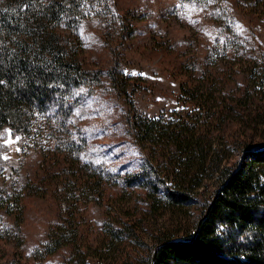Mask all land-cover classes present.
Here are the masks:
<instances>
[{
    "label": "trees",
    "instance_id": "1",
    "mask_svg": "<svg viewBox=\"0 0 264 264\" xmlns=\"http://www.w3.org/2000/svg\"><path fill=\"white\" fill-rule=\"evenodd\" d=\"M179 1L201 7L215 26L216 49L207 58L215 72H187L182 108L150 118L131 107L139 80L115 67L92 68L82 57L83 30H98L111 45L123 36L121 1L0 0V131L18 136L23 158L19 170L1 166L9 182L0 190V241L13 234L21 245L24 201L47 197L60 210L36 250L39 261L70 248L63 264L101 263L125 240L139 239L141 229L110 209L116 215L105 228V247L82 245L81 204L105 202L116 181L83 161L88 143L74 112L84 94L106 91L130 106L125 129L142 156L125 186L143 193L150 213L175 220L150 235L143 264H264V142L250 135L264 128V45L252 49L254 36L244 38L229 16L230 5L244 9L256 30L264 25V0ZM239 73L241 85L233 79ZM233 127L242 130L235 145ZM30 155L38 158L34 167L24 164ZM185 214L186 223L177 221Z\"/></svg>",
    "mask_w": 264,
    "mask_h": 264
},
{
    "label": "rangeland",
    "instance_id": "2",
    "mask_svg": "<svg viewBox=\"0 0 264 264\" xmlns=\"http://www.w3.org/2000/svg\"><path fill=\"white\" fill-rule=\"evenodd\" d=\"M119 1L124 4L121 15L126 29L122 32L123 36L115 39V44L111 45L105 43L98 30H83L82 57L92 68L108 70L115 67L124 77L140 81L138 86L133 87L136 92L131 107L136 113L153 118L181 109L179 88L189 78L186 73L190 72V78H195L203 71L215 72L207 61L216 49L218 32L215 26L204 17L202 8L195 4L179 0ZM230 3L234 4L233 1ZM229 12L243 37L254 36L252 40L250 38L252 49L264 45V25L250 31L251 19L247 11L234 10V5H230ZM261 21L264 22V18ZM233 79L241 85L243 75H233ZM129 107L112 92L99 91L94 95L84 94L81 106L74 112V120L81 125L88 143L83 161L95 169L105 170L116 181L111 182L112 188L107 191L105 202L81 204L84 217L80 230L82 245H90L91 248L99 246L100 250L105 247V241H108L105 228L113 221L111 217L116 215V211L112 210L110 215V209L121 210V214H126L125 221L141 229L137 232L139 239L125 240L121 246L107 252L104 262L90 258L87 260L90 264H143L153 245L150 235L170 227L175 221L170 214L150 213L143 193L125 186V178L138 171L142 164L141 153L132 144L125 129L124 118ZM241 132L236 127L229 131L232 145L242 140L239 137ZM250 135H253L255 143L264 142V128ZM9 138L14 142L6 144ZM17 138L7 129L0 131V190L3 182L8 180L1 172V166H14L19 170L23 163L21 141ZM37 159V156L30 155L24 164L34 167ZM24 170L21 169V173ZM115 200L117 204H110ZM24 202L22 231L16 238L23 243H13V234L9 235L8 240V236L1 240L0 264H63L71 253L70 248H64L42 261L36 258V250L46 243L48 230L57 221L59 204L51 197L28 198ZM179 217L177 221L186 223L187 219L184 218L189 216L185 214Z\"/></svg>",
    "mask_w": 264,
    "mask_h": 264
},
{
    "label": "snow or ice",
    "instance_id": "3",
    "mask_svg": "<svg viewBox=\"0 0 264 264\" xmlns=\"http://www.w3.org/2000/svg\"><path fill=\"white\" fill-rule=\"evenodd\" d=\"M9 137H11V134L9 133ZM18 139V138H17ZM14 141H12L11 140V138H9V140L8 141H6V144H10V143H13ZM7 157H5V159H6Z\"/></svg>",
    "mask_w": 264,
    "mask_h": 264
}]
</instances>
